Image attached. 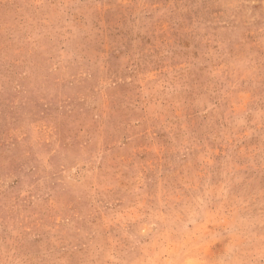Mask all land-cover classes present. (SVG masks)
<instances>
[{"label": "rangeland", "instance_id": "374dc122", "mask_svg": "<svg viewBox=\"0 0 264 264\" xmlns=\"http://www.w3.org/2000/svg\"><path fill=\"white\" fill-rule=\"evenodd\" d=\"M0 264H264V0H0Z\"/></svg>", "mask_w": 264, "mask_h": 264}]
</instances>
